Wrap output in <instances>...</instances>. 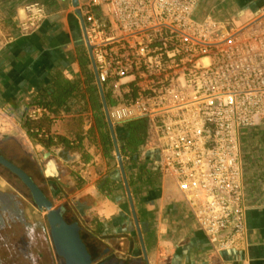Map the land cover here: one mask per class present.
I'll use <instances>...</instances> for the list:
<instances>
[{"label": "crops", "instance_id": "crops-1", "mask_svg": "<svg viewBox=\"0 0 264 264\" xmlns=\"http://www.w3.org/2000/svg\"><path fill=\"white\" fill-rule=\"evenodd\" d=\"M32 2L42 3L46 16L32 33L22 35L24 6ZM262 13L264 0H199L197 8L199 17L210 15L226 29ZM111 97L118 103L113 92ZM36 108L43 112L31 119ZM101 116L106 120L71 0H0V154L30 176L51 207L62 209L67 223H77L93 262L264 264V125L239 133L245 228L234 248L216 253L174 182L158 167L147 141L148 123L143 143L135 151H122L130 120L112 122L122 173ZM28 120L34 123L29 130ZM0 179L2 185L7 181L1 171ZM17 211L26 218L40 211L46 215L34 202H0V223ZM45 223L49 244L36 248L34 261L25 264H64L46 217Z\"/></svg>", "mask_w": 264, "mask_h": 264}, {"label": "built area", "instance_id": "built-area-1", "mask_svg": "<svg viewBox=\"0 0 264 264\" xmlns=\"http://www.w3.org/2000/svg\"><path fill=\"white\" fill-rule=\"evenodd\" d=\"M198 2L78 0L72 8L97 81L118 99L110 120H147L158 167L220 253L245 228L239 133L264 125V13L226 29L199 17ZM45 16L42 3L26 4L21 34Z\"/></svg>", "mask_w": 264, "mask_h": 264}, {"label": "rangeland", "instance_id": "rangeland-1", "mask_svg": "<svg viewBox=\"0 0 264 264\" xmlns=\"http://www.w3.org/2000/svg\"><path fill=\"white\" fill-rule=\"evenodd\" d=\"M103 88L105 95L108 97L109 106L112 107L116 105V101L111 97V84L105 83L103 84ZM9 146L10 145L7 143L8 150L10 148ZM11 149L13 153L14 148ZM0 171L7 180L5 184L2 185L3 179H0V186L9 191L7 195H11L7 199L8 203H33L29 190L17 176L8 170H3L1 167ZM42 184H46V182L43 181ZM12 189H15L21 194L22 198L17 196L15 192H12ZM11 193H15V195L13 196ZM19 211L15 213L14 218L7 219L6 222H1V226L6 227V230L4 234H1V237L3 235L4 238L0 239V264L31 263L34 261L33 258L35 256H32V253H35L37 250L36 248H45L46 243L49 244V229L45 223V213L43 214L42 211H40L37 216L35 214V216H28L26 218V214ZM22 214H24V216H22Z\"/></svg>", "mask_w": 264, "mask_h": 264}, {"label": "water", "instance_id": "water-1", "mask_svg": "<svg viewBox=\"0 0 264 264\" xmlns=\"http://www.w3.org/2000/svg\"><path fill=\"white\" fill-rule=\"evenodd\" d=\"M77 4H78V0H71L72 7H76ZM77 12L78 11H76L75 13L79 15V13ZM80 24H81V20H80ZM96 82L102 96L106 121L108 127L110 128L109 130L114 145L117 149L116 141L114 139L113 123L107 114V105L104 96L102 94L101 85L97 81V77H96ZM116 159L118 161L120 171L123 173V165L118 149L116 150ZM0 164L20 179V181L29 190L34 204L39 209L46 212L45 217L50 228V236L52 243L54 245L57 255H59L64 259V264H101V263H94L93 260L91 259V256L87 251L85 244L80 238L79 227L77 223L76 222L67 223L62 216V209L51 207L52 202L43 194L41 189L33 182V180L30 178V176L27 173H25L22 169L14 165L9 160L5 159L1 154H0Z\"/></svg>", "mask_w": 264, "mask_h": 264}, {"label": "trees", "instance_id": "trees-1", "mask_svg": "<svg viewBox=\"0 0 264 264\" xmlns=\"http://www.w3.org/2000/svg\"><path fill=\"white\" fill-rule=\"evenodd\" d=\"M106 101L107 97L105 95ZM28 122V130L34 126V123L31 122L30 120ZM100 122L108 129V124L107 121L105 120L104 116L100 117ZM146 126H147V121L145 118H136L133 120H130L126 123V129L127 132L124 137H121L122 141V151H135L139 145H141L144 141V136L146 132ZM105 139L109 140V136L106 133Z\"/></svg>", "mask_w": 264, "mask_h": 264}, {"label": "flooded vegetation", "instance_id": "flooded-vegetation-1", "mask_svg": "<svg viewBox=\"0 0 264 264\" xmlns=\"http://www.w3.org/2000/svg\"><path fill=\"white\" fill-rule=\"evenodd\" d=\"M9 196H11L10 194L9 195H7L6 194V192L5 191H2V190H0V202L2 201L3 203L5 202V203H8V198H9ZM10 203V202H9ZM17 203V202H16ZM5 230H6V227H2L1 226V223H0V239L1 238H4L3 237V235H2V237H1V234H4L5 233Z\"/></svg>", "mask_w": 264, "mask_h": 264}]
</instances>
